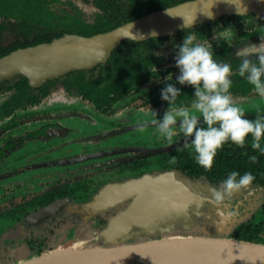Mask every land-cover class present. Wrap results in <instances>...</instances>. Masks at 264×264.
Here are the masks:
<instances>
[{
	"label": "flooded vegetation",
	"instance_id": "1",
	"mask_svg": "<svg viewBox=\"0 0 264 264\" xmlns=\"http://www.w3.org/2000/svg\"><path fill=\"white\" fill-rule=\"evenodd\" d=\"M57 1L58 0H45V1L42 0L40 1V5H38V3H35L34 6H31L29 5L30 0H24V2H22L23 3L22 6H17V7L15 6V8L5 7V5L0 4V17H2V19L0 20V57L18 48L35 45L36 44L35 42L39 38H41L42 33L44 34L45 29L46 30L48 29L50 35L53 36L59 32H62L63 35L66 33L80 34L78 32L80 30L83 31V30L94 29L95 27L100 26L101 23L104 22L108 23L109 22L108 19H112V18L118 19V12L119 13L128 12L130 14H134L138 7L137 4L132 6L133 2L131 0H128L129 2L115 0L116 5H114V7L116 8L107 7V9L99 6L98 4L99 2H97L95 5L100 9L99 14L101 15L98 16L96 21L92 23H88L82 26L77 32H74L70 28L71 27L70 23H72L73 25L76 22L71 18V14L69 15L66 10H64L62 13H58V11L54 9V5L52 4ZM151 1L154 3L152 5H155V2L161 4L164 3L165 0H149L141 8L146 9V7L148 6V4H150ZM101 2H103L104 4L105 0H101ZM131 6L133 7L134 12L132 11ZM156 9H160V8H156ZM113 10H116L118 12H115ZM252 14L255 13L247 14L246 16L249 15V17L241 18V19H251V22H249L247 25L243 26L242 28L238 27L240 26L236 22L238 19H234L232 17L231 19L227 20L226 18L224 21L226 25H224V27L220 30L226 29L228 33L226 37L223 40H221L219 43L212 37L214 30H216L215 29L216 27H213L214 24H211L212 25L211 26L209 22H206L196 25L194 27L185 28L190 30H184V31L178 30V32H175L172 35H168L169 38L165 40L164 45L158 50H153L151 47H147L142 50L141 49L137 50L135 48L132 49L131 53L132 55H134V57L135 56L136 57L131 61H133L137 65L138 60L139 61L143 60L141 61L142 64L140 65L141 68L138 72V75L141 74V76H151V79L149 82L147 81L142 83L141 86L139 87H136V85L132 86V88L126 94L117 98L115 101L111 102L110 105H108L107 103L98 104L88 96H84L82 93L77 92L75 87L68 88L69 86L65 85L62 79L60 78L62 76L53 78L52 82L46 81L44 84L41 85L43 87V85L47 83V85L43 88H41L40 86V88H37L36 90L33 89L34 94H36L35 96H37L36 103L31 102V100L15 102L17 101V99H19V97H15L14 95H16V93H18L20 89H17L16 86L14 85L15 82L19 81L21 78L14 77L12 79H4L0 81V93H7V92L10 93L8 98H6V100H3L0 103V110L7 109L4 108L5 105L6 107L7 106L10 107L11 109L8 112V115H6L5 117L0 116V120H5L9 118L14 114L15 111L19 109L28 110L31 107H38L39 109L43 100L48 96H50L52 90L59 84L62 85L66 91H69L70 94L74 95L75 93L76 95H78L77 97L80 98L79 101L87 102L88 104L86 108L89 111L88 112L89 114L86 113L87 115L84 117L78 109H74V108L71 111L58 110V109L50 112L46 111L41 114L33 115V117H30V115H28V117L26 118L27 121L29 119H32L34 121L41 120L44 123L38 124V127H36L34 132L31 131L29 132L27 130L25 133L19 135L18 137L11 136L10 134L5 135V132L7 133V131L12 129L10 124L4 125L2 128H0V137L3 136L4 138L2 139L4 143L0 144V192H1L0 218L14 217V219L18 218V222H20L21 221L20 218L24 217L25 220L20 222L22 226V230L19 233H16V235L17 237L19 236L20 239L21 236H23L22 240L28 246L30 251H31L30 248L31 242L34 243L35 245H40V244L43 245L42 247L44 249H47L46 251H52L55 248L60 247L62 244L61 245L59 244L60 245L59 246L58 244L55 243L57 240L56 236L58 235L57 230H60L62 227H67L69 226V224H72L73 225L72 227H75V224H81L82 219H85L87 217L89 219L85 221L87 222L86 224H88L89 220L95 218V215L90 213H86L87 217L84 214L81 215V213H79L78 210L75 211L73 209V207L75 208L74 205L69 206L71 202H73V200L76 202L75 197L78 196V194L85 195L86 193L87 194L86 197L89 198L90 194L93 193L92 191H94L96 188H99L100 185L103 184L105 181L114 180V179H117L118 181L119 176L128 175L130 172L131 173L133 172L136 175L133 176L135 178V177H140L142 176V174L144 175L145 173H147L148 171L147 169H150L151 167L155 169L154 171H160L157 169H161L158 168V165L162 160L163 154H166V158L164 159V161L166 160L167 162L170 163L172 157L169 153L184 146V142L181 138H177L173 144H168V145L161 144L158 147H153V148L146 146L145 147L129 146L122 148L120 146L109 147L108 143H106L104 140L108 137L117 136L118 133H120L121 131L117 128L118 126L111 129V125H109L110 127L107 126L106 124L101 125V123L98 121L101 118L104 120L109 116L112 117L113 113L118 114L117 106L121 101H123L121 105L122 104L124 105L123 99L134 98L133 101L129 102L131 108H128L129 111L127 110L128 115L130 116L132 115L131 116L132 119L136 118L133 116H136L138 115V113L141 112V111L138 112L133 110L135 108L134 104H137L138 95L141 92H143L141 93V96L143 95L142 99L144 100L145 107L148 105L150 106V108L152 107L155 109H159L160 111L163 112L167 107L166 101H163L161 99L160 90L162 86L159 85L162 83L161 82L162 78L165 79L168 73L174 74V76L178 74L177 72L171 71V67L176 65L175 60L171 59L165 62V64L161 66V68L157 67L160 69L159 73L154 75L153 72L149 73L145 70L144 67L146 61L144 59V56L146 54L149 55L151 49L153 52H157L161 54H167V53L170 54L172 51H174L175 49L174 44L176 42L178 41L183 42V39L187 34L186 32L197 31L200 38L203 37L201 38L202 40H205L208 43L210 42V45L218 59H225V56H227L228 61L231 62L233 67L235 68L238 66L241 60V57L235 55L237 48L251 55L253 58L257 56L261 51H264V19L259 18L256 14L254 17H252ZM227 16H234V15H226L223 17H227ZM63 21L68 22V26L62 27ZM158 37H163V36H158ZM255 43H260V47L252 48L253 44ZM129 47L130 45L127 46V48ZM138 52H141V55H139ZM217 54H221V57L220 55ZM127 58L128 57H126V60ZM106 63L98 64L87 70H93L95 72H98L102 68V66ZM155 68L156 67H154L153 69ZM133 75H137L136 70H131L130 76ZM131 78L134 79V76ZM240 84H242L245 90L243 89L240 90L241 89ZM179 86L181 87V85ZM48 87L50 88V93L44 95L45 93L44 91ZM232 88H233L232 92L236 96L239 95L244 97V96H252L256 94L253 92L254 85H252L245 78L240 77L238 73L234 76V83ZM234 88H239V91H235ZM244 92H248V94H241ZM181 97L182 98L179 99L178 102L187 103L186 100L183 101V96ZM22 99H26V98H22ZM74 105H79V102L75 103ZM74 105L72 104V106ZM44 107L46 106L43 105L42 108ZM256 109L248 108L247 110H256ZM92 111L94 115L90 113ZM156 111L158 112V110ZM261 111H264V109ZM6 112L7 110L5 111V113ZM1 113L3 114V112ZM141 114H144L145 116H149L150 113L145 110L144 113ZM158 114L160 115L159 112ZM70 117H72L73 119L72 118L70 119ZM65 118H69V119H65ZM75 118L77 122H75ZM132 119L127 118L126 121H132ZM110 120H108V122H111ZM119 120H122V118H119ZM151 120H152V116L145 121V125L154 126L153 124H151ZM81 122L83 129H81L82 131L78 136H81L82 138V145L85 144L88 146L83 148L82 154L78 156H76L75 154L68 156L67 154L69 153L68 151L70 150L72 151V153H75L73 150L74 149L73 144L75 143V141H77L78 138L77 135L75 136L74 133H72V131L77 129L75 128L76 125H78V127L81 128L80 126ZM18 124L19 122H16V126ZM94 125L98 126L99 128L101 126L100 130L94 131L91 128V126ZM151 133L154 135L153 130ZM54 137H60L61 142L57 140L56 144L50 145L49 140ZM41 138H44L46 142L39 144L36 150L31 148L28 149L30 143L34 142V140L36 141V139L40 140ZM71 144L73 145L72 149L70 148ZM65 146L68 147L65 149ZM103 146L106 147L101 148ZM60 148L64 149L61 151V154L59 152ZM137 148L140 150L139 153H137L135 150ZM147 148L150 149L165 148V150H160L158 152L151 151V155H145L147 151L145 149ZM177 163L178 160H176L175 163H171L172 170H174L173 168ZM40 167L42 170L39 172L36 171L38 169H33V168H39L40 170ZM106 168H110L109 170L112 172L111 179L108 178L103 179V177L108 176L109 173L108 169ZM102 169L105 171L101 172L103 174H100V170ZM168 169H171V166H169ZM44 171L50 179V181L45 186L42 181L43 175H40L43 174ZM89 171H96L95 173L99 172V175H101L102 177L100 176L98 177V179L91 180L88 174ZM166 171H170V170H166ZM176 171L180 172L179 174L181 175V177L187 176V174L183 170L180 171L176 170ZM61 173L66 174L65 179L59 180V176ZM195 180H197V178ZM199 180H201L202 182L208 181L204 178H201ZM11 182L13 184L12 186H10ZM251 187L253 188V193H255L256 191L257 192L263 191L262 187H259L257 185L253 184ZM9 191L11 192L12 196L14 195L13 193L16 194L21 193V195L16 196L15 198L9 200L7 198V193ZM25 194H30V195L28 196ZM21 198L23 201H21ZM63 198H69L70 203L64 206L62 210L59 211L54 217L48 218L44 222H40V223L38 222L35 224L30 223L28 221L27 219L28 214L39 210L40 208L44 207L45 205L49 204L52 201ZM263 200L264 198L262 199V201H260L259 204H257V207L251 211V215L248 216V218H250L253 215L254 211L258 210ZM239 201H240L239 204H237V202L235 204L237 205L238 209H242L243 200H239ZM83 215L84 218L82 217ZM88 226L89 225H87V227ZM13 248H14L13 246L3 247V245L0 244V257H1L0 264H6L12 261Z\"/></svg>",
	"mask_w": 264,
	"mask_h": 264
},
{
	"label": "water",
	"instance_id": "2",
	"mask_svg": "<svg viewBox=\"0 0 264 264\" xmlns=\"http://www.w3.org/2000/svg\"><path fill=\"white\" fill-rule=\"evenodd\" d=\"M234 2L238 4L239 0ZM243 3L246 11L242 15L255 13L264 19V0H243ZM209 10L214 14L212 17L206 14ZM226 15H241L229 0H185L152 10L107 31L92 35L66 33L0 57V81L25 76L32 87H39L70 71L106 63L124 40L168 36L179 29ZM193 19V24L186 26ZM145 150L158 152L165 148ZM179 173L154 171L135 178L123 177L112 190L107 205L124 207L87 244L46 251L12 264H264V243L231 237L234 227L248 218L247 215L233 216L230 227L223 228L225 236L210 235L204 223L190 217V207L198 198L205 197L200 194L206 188L201 180L181 177ZM103 190L99 188L82 204L95 200ZM69 200L52 201L28 214L27 219L34 224L44 222L61 211ZM182 210L185 214L181 217L172 214ZM140 233L146 238L140 240ZM135 234L137 241L119 243Z\"/></svg>",
	"mask_w": 264,
	"mask_h": 264
},
{
	"label": "clouds",
	"instance_id": "3",
	"mask_svg": "<svg viewBox=\"0 0 264 264\" xmlns=\"http://www.w3.org/2000/svg\"><path fill=\"white\" fill-rule=\"evenodd\" d=\"M229 2L236 5L238 14L245 13L243 0H239L238 4L234 0ZM206 14L209 17L214 15L210 10ZM194 19L185 25L191 26ZM186 33L182 43L174 44V60L179 73L175 76L168 73L164 81L173 82H165L160 90L161 99L167 102V107L162 116L156 110L152 112L151 124L155 126L156 138L167 144L181 138L184 147L194 149L196 162L208 171L212 169L217 153L229 142L241 148L250 145L264 155V114L254 118L245 115V109L235 101L232 92L234 76L238 73L254 85L253 92L264 99V51L253 58L237 48L235 55L241 60L234 68L231 62L218 59L197 31ZM226 35V29H216L212 37L219 43ZM177 83L193 87L190 103L178 102L184 90ZM138 131L144 133L146 128L142 126ZM248 159L256 162L259 156L252 154ZM175 162L176 157L173 156L170 163ZM255 180L252 171L241 173L230 170L219 181V187H210L211 196L200 197L194 202L197 207H202L208 201L217 206L221 217L235 216L238 212L237 205L233 203L234 194L244 190H249L251 194Z\"/></svg>",
	"mask_w": 264,
	"mask_h": 264
},
{
	"label": "rangeland",
	"instance_id": "4",
	"mask_svg": "<svg viewBox=\"0 0 264 264\" xmlns=\"http://www.w3.org/2000/svg\"><path fill=\"white\" fill-rule=\"evenodd\" d=\"M120 1V0H119ZM121 1H127L128 0H121ZM24 0H0V4L1 5H5V7H9V8H15V6H22ZM97 2H101V0H58L57 2L53 3L52 5H54V9L58 11V13H62L64 10H66L68 12V14H71V18L76 22L75 24L72 25V23H70V28L71 30H73L74 32H77L82 26L88 24V23H92L94 21L97 20L98 16L101 15L100 13V9L95 5ZM137 3V2H136ZM152 4H154L152 1L150 2V6H153ZM148 12V9L146 8L142 13ZM75 15V16H73ZM143 15V14H142ZM2 19V17H0V20ZM72 21V20H71ZM238 23L239 28H242L243 26L247 25L249 22H251V19H238L236 21ZM68 26V22L63 21V25L62 27H66ZM178 32V30L176 31ZM228 33V32H227ZM210 45V42H209ZM211 46V45H210ZM252 47V46H251ZM260 47V43H255L253 44L252 48H259ZM169 70V69H168ZM171 71L173 72H177L179 73V69L175 66L171 67ZM12 79V78H11ZM143 93V92H141ZM141 93H139L138 95V100H137V104H134V111H141L140 113H138V115L133 116L136 118L132 119V115H128L127 110L128 108H131L129 102L133 101L134 98H127V99H123L124 100V105L121 103L123 101H121L118 104V114L113 113L112 117H107L106 119H99L98 122L101 123V125L106 124L107 126L111 125V129L118 126L117 128L122 132L118 133L117 136L115 137H108L105 140L106 143H108L109 147H113V146H120L122 147H129V146H138V147H142V146H146V147H158L159 145L163 144H167L166 142H163L159 139L156 138L155 135V131L154 128L155 126L152 125H145V121L147 119H149L152 116V112L153 110H158V112L160 113V115H163V111H160L159 109H155V108H150V106H144V100L142 99L143 95L141 96ZM9 92L7 93H0V103L3 100H6V98H8L9 96ZM78 95H76L74 93V95L70 94L69 91H66L62 85H57L51 92L50 96H48L47 98H45L40 106V108L38 109V107H31L28 110H23V109H19L17 111L14 112V114L12 116H10L9 118L5 119V120H0V128H2L4 125H8L10 124V126L12 127V129H10L9 131H7V133L5 132V135H11V136H15L18 137L19 135L25 133L27 130L30 132H34L36 127H38V124H42L44 123L43 121H34L32 119H29L27 121V117L28 115H30V117H33V115H37V114H41L44 113L46 111H55V110H66V111H71L73 108L74 109H78L80 111V113L84 116H86L87 114H89L86 106L88 105L87 102H81L79 101L80 98L77 97ZM235 101L240 104L244 109H248V108H257V111H261L264 109V99H261L258 97L257 94H254L252 96H236L234 95ZM79 105H74L75 103H78ZM72 104L74 106H72ZM43 105H45L46 107L42 108ZM128 106V107H126ZM262 108V109H261ZM260 109V110H259ZM148 111L150 114L149 116H145L144 111ZM129 111V110H128ZM133 111V112H134ZM143 111V112H142ZM87 113V114H86ZM92 115H94L93 111L90 112ZM72 117H70L71 119ZM119 118H122V120H119ZM127 118L132 119V121H126ZM65 119H69V118H65ZM64 119V120H65ZM73 119V118H72ZM111 119V120H110ZM114 119V120H112ZM108 120H110L111 122H108ZM45 121V120H44ZM66 121V120H65ZM16 122H19V124L16 126ZM75 122H77L76 118H75ZM82 122L80 123L81 128L78 127V125H76L75 128L79 129H75L74 131H72V133H74V135H77V141H75L74 145V152L72 153V151H68L69 153L67 154L69 155H80L82 154L83 148H85L88 145L83 144L82 145V138L81 136H78L81 133V129H83V126L81 125ZM15 126V127H13ZM144 126L146 128V131L144 133H140L138 131V129L140 127ZM98 126H91V128L95 131H99L100 128ZM110 127V126H109ZM152 130L154 131V135L151 133ZM80 137V138H79ZM3 136L0 137V144H3L4 142L2 141ZM57 140L61 142L60 137H54L52 139L49 140V144H56ZM41 141V142H40ZM46 142L44 140V138H41L40 140L36 139V141L34 140V142L30 143L28 149H34L36 150L38 148V145ZM73 145L71 144L70 148L72 149ZM168 145V144H167ZM17 147V146H16ZM68 146H65V149ZM106 146H103L101 148H104ZM64 150L63 148L59 149V152L61 154V151ZM137 153H139V149H135ZM66 155V156H67ZM145 155H151V151H146ZM40 160V159H39ZM38 160V161H39ZM80 164V163H77ZM154 166V165H153ZM33 169H38L36 170L37 172L41 171V167L40 170L39 168H33ZM108 169V176H104L103 179L108 178L111 179L112 177V172L109 170L110 168H106ZM147 173L149 172H154V168H150L147 169ZM105 170H100V174H103L101 172H104ZM96 171H89V177L91 178V180L93 179H98V177H100L101 175H99L98 173H95ZM40 174V173H38ZM28 175V173H27ZM43 184L44 186L50 181L49 177L46 175L45 171L43 172ZM65 173L64 174H60L59 176V180L60 179H65ZM29 177V176H26ZM102 177V176H101ZM9 179V178H8ZM85 180V179H84ZM3 181V180H2ZM31 181V179H30ZM205 181V180H204ZM109 182V183H108ZM7 183V182H6ZM108 183V184H106ZM106 184V185H105ZM202 185H204V187L206 188L205 191L201 192V196H211V192L209 191L210 187H219V183H212V182H202ZM12 182L10 184V186H12ZM118 186V181H110L107 180L105 181L103 184L100 185L99 188H104V192L102 195H98L95 200L91 201L90 203H88L87 205H83L81 203H79V201L75 202L73 200V202H71V204L69 206H75V208L73 207V209L75 211L78 210L79 213L84 214L86 217V213H90L95 215V218L92 220L88 221V224L85 220L88 219H82V223L81 224H75V227L72 228V230L67 234L66 238L67 240H71L69 244H73L75 242H77L78 245L83 243V240H85L86 236H88V234H94L97 233L99 231V229H101V227H103L107 221L112 218L114 215H116V213H118V211H120L124 205H117V206H108L107 203L109 202L112 190L114 188H116ZM202 187V186H200ZM12 190V189H10ZM1 193V192H0ZM253 188L251 187V194H249V190H244L241 192H238L236 194H234L233 196V203L239 204L240 201L239 200H243V206L242 209H238V207L236 208L238 214L237 216L240 218L241 216H250L251 215V211L254 210V208L257 207V204L260 203V201H262V199L264 198V192L263 191H259V192H255L253 193ZM14 195L12 196L11 192L9 191L7 193V198L9 200L15 198L16 196L21 195V193H13ZM25 195H30V194H25ZM254 196V197H253ZM5 197V195H4ZM1 198V197H0ZM21 201L22 198H21ZM78 204V205H76ZM230 207V206H229ZM227 211V209H225ZM190 212H192L190 214V217L192 219H194L196 222H199L200 224L204 223V227H208L207 232H211L209 233L210 235H214V236H225V232L223 230V228H228L231 225V221H233V216L232 217H228V218H224L221 217L218 212H217V206L205 201L202 205V207H197V203L193 202L192 206L190 207ZM5 212V211H4ZM172 214H175V216H183L185 214V212L182 210V213L179 211H175ZM84 215L82 216L84 218ZM245 217V218H246ZM21 221H24V217L20 218ZM184 219V217H183ZM18 218L14 219V217H2L0 218V244L3 245V247H9V246H17L19 245L21 242L20 240L23 239V236H21V239L19 237H17V235L15 233H19L22 230V226L21 224L18 225ZM87 225H89L87 227ZM8 226H16L18 227L17 230L15 232H11ZM74 230L75 235L77 238L73 239L71 238V236H73L74 234ZM15 234V235H14ZM146 237L140 233V240L145 239ZM138 238L135 235H131L130 237H125L123 239H121L119 241V243H131L134 241H137ZM98 243H101V240L98 241ZM61 245V243H59ZM58 244V245H59ZM68 244V245H69ZM59 245V246H60ZM66 244L62 245L65 246ZM60 247V248H62ZM18 252L22 251V248H17ZM55 250V249H54ZM52 250V251H54ZM1 258V257H0ZM12 263V261L10 262ZM10 263H6V264H10Z\"/></svg>",
	"mask_w": 264,
	"mask_h": 264
},
{
	"label": "trees",
	"instance_id": "5",
	"mask_svg": "<svg viewBox=\"0 0 264 264\" xmlns=\"http://www.w3.org/2000/svg\"><path fill=\"white\" fill-rule=\"evenodd\" d=\"M40 1L42 0H30L31 6H34L35 3H38L40 5ZM45 1V0H44ZM133 2V5L137 4V9L134 14H130L128 12L119 13L116 10H113L115 12H118V19H108L109 22L101 23L100 26L95 27L94 29L90 30H83L78 31L80 34L84 35H92L98 32L107 31L109 29H112L124 22L133 20L139 16H141L145 9H142L141 7L144 6L145 3H147L149 0H131ZM185 0H165L164 3L158 4L155 2V5L146 7L148 9V12L152 11V9L161 8V7H167L173 4H176L178 2H182ZM137 2V3H136ZM107 5H106V4ZM105 3L99 2V6L107 9L109 8H116L114 7L115 0H105ZM131 6V7H132ZM133 11V7H132ZM134 12V11H133ZM255 14H252V17H254ZM241 19L248 16H242V15H234V16H227L222 17L218 19H214L211 21H208L209 24H214L213 27H216L215 29H222L225 24V19L227 20L231 19ZM117 20V21H116ZM212 26V25H211ZM181 30H190V29H179ZM63 35L62 32L57 33L56 35H50L48 29L44 31V34L42 33L41 38H39L35 43L45 42V41H51L54 37H58ZM169 36H163V37H155L152 39H148L145 41H135V40H124L120 45H118L112 52V55L108 62L102 66V68L95 72L93 70H73L70 73H67L65 75H62L60 77L65 85H68V88L75 87L77 92L82 93L84 96H88L89 98L93 99L98 104H105L108 105L111 104V102L115 101L117 98L123 96L126 94L132 86L136 85V87L141 86L144 82H149L151 79V76H141V74L138 75V72L140 70V65L142 64L141 61L138 60L137 65L131 61L135 57L132 55L131 51L132 49L142 50L147 47H151L153 50L160 49L164 43L165 40H167ZM203 38V37H201ZM205 39V38H204ZM182 43L181 41L176 42L175 44ZM130 45L129 48L127 46ZM149 52V55L146 54L144 56L145 59V70L149 73L153 72L154 75L159 73V68L165 64V62L169 60H174V56L176 53V49L172 51L170 54H161L157 52ZM134 52V51H133ZM137 54V53H136ZM139 55H141V52H138ZM216 55V54H215ZM220 55L221 54H217ZM126 57L127 60H126ZM225 61H228L227 56H225ZM149 64V65H148ZM139 65V66H138ZM156 67L155 69H153ZM131 70H136L137 75H133L134 79L131 78L133 76H130ZM128 75V76H126ZM21 78L19 81L15 82V85L17 89H20L15 97H19L17 101L15 102H22L24 100H31V102L36 103L37 102V96L34 94L33 89L36 90L39 87H32L29 84V80L25 76H17ZM49 82H52L53 79H49ZM161 84L159 86H164V83L167 81H164V78L161 80ZM173 82V81H168ZM43 85V87H45ZM177 86L179 84L177 83ZM41 86V88H43ZM102 87V88H100ZM184 90V92L181 94L183 96V101L186 100L187 103H190L193 99V87L190 85L181 86ZM240 90H245L240 84ZM233 89V88H232ZM235 91H239V88H234ZM44 95H47L50 93V88H46L44 91ZM241 94H248V92H244ZM33 96V97H31ZM26 98V99H22ZM182 97H180L181 99ZM14 102V101H13ZM167 104V102H166ZM4 110H0V116L5 117L8 115V112L11 110L10 107L4 106ZM7 112L5 113V111ZM3 112V114L1 113ZM258 114H264V111H256V110H247L245 109V115L249 116L250 118H254ZM250 139V137H249ZM245 151L247 152V155H245ZM171 157L175 156L176 160H178V163L173 168L174 170H183L187 176L191 178H197L201 179L204 178L210 182L213 183H219L220 180L226 177L227 173L230 170H239L241 173L244 171H252L255 176L256 180L254 181V185H257L259 187H262L264 191V155H261L258 153V150L252 149L250 145H246L245 148H241L238 145L232 144L231 142L225 144L222 150H220L217 153V156L215 157V162L213 164V167L210 171L205 170L202 166H200L196 160H195V153L194 149L192 148H186L184 146L172 151L169 153ZM252 154H257L259 156V159L256 162H252L248 159V156ZM166 158V154H163L162 160L160 161L157 169L160 171H166V170H172L171 163L167 162L164 159ZM161 164V165H160ZM169 166H171V169H168ZM143 175V174H142ZM99 188H96L93 193L90 194V197L87 198V194L80 195L75 197V200L79 201V203H84L88 201L92 195L97 192ZM87 198V199H86ZM231 237L236 238L238 240H244L249 242H258V243H264V200L261 204V206L258 208L257 211H254L253 215L250 218H246L245 220L241 221L239 224H237L234 229L231 232ZM33 241V240H32ZM30 243V242H29ZM31 245V251L34 254H43L46 252L47 249H44L43 245H35L34 243H30Z\"/></svg>",
	"mask_w": 264,
	"mask_h": 264
},
{
	"label": "crops",
	"instance_id": "6",
	"mask_svg": "<svg viewBox=\"0 0 264 264\" xmlns=\"http://www.w3.org/2000/svg\"><path fill=\"white\" fill-rule=\"evenodd\" d=\"M133 176H136L133 172L131 173H129L128 175H125V176H119L118 177V180H122L123 179V177L125 178V177H133ZM110 181H117V179H114V180H110ZM21 222V221H20ZM20 222H18L17 224L18 225H20L21 223ZM86 224V223H85ZM73 225L72 224H69V226H67V227H62L60 230H57V232H58V235L56 236V238H57V240H56V244H59V243H61L62 245H64V244H66L65 246H63L62 247V245L60 246V247H62V248H60V247H57V248H55V250H58V249H63V248H70V247H77V246H80V245H78L77 244V242H75V243H73V244H69L70 243V241L71 240H67V238H66V236H67V234L72 230V227ZM10 229V231L11 232H15L17 229V227L16 226H13V227H11V226H8ZM73 231V230H72ZM75 230H74V234H73V236H71V238H73V239H75V238H77L76 237V235H75ZM16 234V233H15ZM14 234V235H15ZM96 233H94V235H95ZM94 235H93V237H94ZM89 236H92V234H88V236H86L85 238H86V240H85V242L83 243L84 245L85 244H87L88 243V241H90V237ZM19 237V236H18ZM89 237V238H88ZM97 238V237H96ZM95 238V239H96ZM87 241V242H86ZM21 242V241H20ZM69 244V245H68ZM83 244H81V245H83ZM14 248H13V250H12V254H13V259H12V263H18V262H20V261H23V260H26V259H28V258H30V257H32L33 255H35L34 253H32V251H30V249L28 248V246L23 242V240H22V242L19 244V245H17V246H13ZM22 248V251L21 252H18V250H17V248ZM11 263V264H12Z\"/></svg>",
	"mask_w": 264,
	"mask_h": 264
},
{
	"label": "bare ground",
	"instance_id": "7",
	"mask_svg": "<svg viewBox=\"0 0 264 264\" xmlns=\"http://www.w3.org/2000/svg\"><path fill=\"white\" fill-rule=\"evenodd\" d=\"M115 195L118 197V191L115 192ZM69 203H70V202L66 203V205L69 204ZM66 205H65V206H66ZM35 219H37V218H35ZM88 219H89V218H88ZM92 235H93V234H92ZM89 237H91V236H89ZM89 237H88V238H89ZM85 240H86V239H85ZM85 240H83V243L85 242Z\"/></svg>",
	"mask_w": 264,
	"mask_h": 264
}]
</instances>
